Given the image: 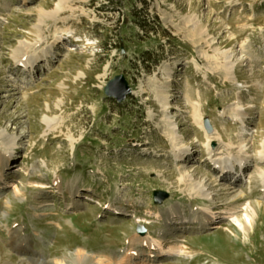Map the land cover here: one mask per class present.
<instances>
[{
    "label": "rangeland",
    "instance_id": "1",
    "mask_svg": "<svg viewBox=\"0 0 264 264\" xmlns=\"http://www.w3.org/2000/svg\"><path fill=\"white\" fill-rule=\"evenodd\" d=\"M58 1L0 0V157H11L0 165V259H22L10 242L21 229L31 240L24 264H74L79 248L126 264L132 246L133 264H264V0H63L53 15ZM243 45L247 59L227 79L219 52L236 59ZM21 47L26 62L15 55ZM120 74L132 91L121 102L105 93ZM156 87L167 95L178 145L159 121ZM207 134L218 139L210 149ZM213 151L229 157V177L214 169ZM184 168L215 193L212 211L232 204L233 216L216 212L223 217L205 229L191 222L207 205L179 183ZM73 199L81 205L72 208ZM249 201L258 210L253 225ZM170 206L185 227L166 222ZM162 232L163 246L176 247L166 256L133 245Z\"/></svg>",
    "mask_w": 264,
    "mask_h": 264
},
{
    "label": "bare ground",
    "instance_id": "2",
    "mask_svg": "<svg viewBox=\"0 0 264 264\" xmlns=\"http://www.w3.org/2000/svg\"><path fill=\"white\" fill-rule=\"evenodd\" d=\"M64 8H65V6H64L63 0L58 1L56 3L55 9L52 12L53 15L61 13ZM193 30L196 32L198 31V29H195V28ZM244 49L245 48L243 45L241 50H240L241 54H239V57L236 56V59L234 58L235 55H232L233 53L229 50H224V51L219 52V54L221 55V58L224 59L223 63H221L220 70L225 74L227 79L232 80L234 77L235 78L237 77L236 72H235V67H236V63L238 61V58L247 59V57L243 54ZM24 54H25V52H24V49L22 47L18 48L15 51V55L18 58L19 62H26V61H24V59H22L25 56ZM28 60H30V59H28ZM154 93L156 94V97L160 101H162V103H163L164 114H163V117L159 121L162 122V124H163L162 126H163L164 133L167 136H169V139L171 140L172 143H174L175 145H178L181 142V139L176 133V128L173 126L172 118L169 117L168 115H166V112H165V110L169 104V102L167 100V95H166L165 91L159 89V87L155 88ZM232 110H233L232 112H235L236 115L239 116L242 119V121H244L246 116L242 112H240L238 109H232ZM193 113H194L195 121L198 124H200L201 120H202V110H201L200 104L194 105ZM0 135H3V133L0 132ZM221 137H223L222 134H221ZM206 138L208 139L207 147L209 149H210V146H209L210 141L212 139L218 140L217 138H212L208 134L206 135ZM6 142H7L6 143L7 149L6 150H8L11 147V145H13V143H12V140H8ZM244 142L245 141H243L240 144V146H238L239 147V153H240L239 156L241 157V158L239 157L240 159L238 160V163L241 165V168L243 170H245L250 163L249 162L250 159H248L247 157H245L243 155V153H241V152H244L243 151V148L245 146ZM213 153L214 154L212 155V157H213L212 159L214 161V165H217V166H213L214 169H217L218 171H220L222 176L229 177L228 173L231 172V165L229 164V161H230L229 157L224 156V154L219 155L218 153H215V151H213ZM260 153H261V155H259V156L264 158V148L260 151ZM215 154H216V156H215ZM176 155H177L176 159L178 161H181V160L184 161V159L187 156V150H184V148H179V153L177 152ZM10 162H11V157H9L8 155L5 156V154L1 155V157H0L1 167L3 164H4V167H5V165H6V167L9 166ZM261 173H263V172H260V174ZM3 176H4V172H3V169H1L0 178H3ZM260 177L262 178L263 183H264V176L261 174ZM238 178L239 177H234V179H232L230 181L234 182V183H239L240 181L238 180ZM178 180H179L180 184H187L189 186L188 187L189 192H190L189 195H191L192 197H194L195 195L199 196L200 198L203 199L204 203L207 205V207L204 208L205 211H201L199 213L192 214V218L190 219L191 222L198 223V228H200V229L208 228L209 225L213 222V220H214L213 218L223 217V215L215 216V214H217L216 212L226 213V214L231 213V215L233 216L232 213L235 212V208L233 206L229 207L232 204H230L229 206L223 207V209H221L220 211H215V210L212 211L211 210L212 207L209 205L212 204L213 196H214L213 194H215V193L211 192L209 188H206L205 183L203 181H201V180L195 181L194 174H192L188 169L184 168V169L179 170ZM212 184H213V186L217 185L215 180H212ZM225 189L228 193H230V191H229L230 188H225ZM191 190H193V192H191ZM79 194H80L79 189L74 188V190H72L71 197H77ZM216 194H219V193H216ZM224 194H226V193L224 192ZM239 198H240V196H236V197H234L233 201L234 202L238 201V200H240ZM249 202H250L249 205L246 206L245 216L247 217L248 223L253 225V222L255 221L254 214L257 215L258 210H257V206L255 203H253L252 201H249ZM79 205H81V203L75 201V199H73V201L71 202L72 208H77V207H79ZM83 205H85V203H83ZM224 208H226V209H224ZM226 216L227 215L224 214L225 218H226ZM165 219H166V222L170 223V225L175 226L174 229L180 228L181 226L185 227L183 225L186 222H184L183 217L180 214H178V207L177 206H170L166 209ZM234 219L236 222H239L240 227L243 228V224H245V223H241V221L239 219H237V216ZM244 227H245V225H244ZM7 228H9V227H7ZM244 229H246V228H244ZM20 230L17 229V230H14V232H12V231L10 232V230H9V232H10V242H11L12 248H14L15 251H17L20 255L23 256L22 259L19 262H12L9 260L2 261V259H0V264H24L23 259L25 258L24 256H25L26 250H27L25 243L29 244V242L31 240L27 239L25 237V234L22 233L23 231L21 230L22 232H20ZM164 233H166V232H162V233H159L158 235L152 236L151 240H149L146 237H144L142 239H139V237H136L135 239H133V241H134L133 245L135 244V242L136 243L138 242V243H140L139 245H144V246L146 245L150 249H157L158 248V250H156L155 252L150 251L151 255H154L156 257L166 256V255H168V253H172V251L175 250L176 247L175 246H172V247L169 246L168 248H165V246H163V242L165 241L162 239L165 237ZM129 246H130V244H129ZM133 249H134V247L132 246V250H130L129 255H127V257H126L127 259H125L126 264H133L134 261L139 258V254L137 252L133 251ZM75 254H76V258L73 260L74 264H105L103 261H100V260L95 261L94 257H91V256L84 254L82 251V248L76 249ZM40 258H39V264H67L64 261L57 259V258H56V261L52 262V263L48 260L41 261V260H43V257L41 259Z\"/></svg>",
    "mask_w": 264,
    "mask_h": 264
},
{
    "label": "water",
    "instance_id": "3",
    "mask_svg": "<svg viewBox=\"0 0 264 264\" xmlns=\"http://www.w3.org/2000/svg\"><path fill=\"white\" fill-rule=\"evenodd\" d=\"M117 83H122L125 87V90H123L122 92H120V90H117L115 88V85H117ZM105 93L107 96L115 95L118 98V101L121 102L127 97V95L132 94V91L124 74H120L115 76L108 82L107 86L105 87ZM162 199L163 198L157 199L156 201L160 202Z\"/></svg>",
    "mask_w": 264,
    "mask_h": 264
},
{
    "label": "trees",
    "instance_id": "4",
    "mask_svg": "<svg viewBox=\"0 0 264 264\" xmlns=\"http://www.w3.org/2000/svg\"><path fill=\"white\" fill-rule=\"evenodd\" d=\"M144 23H146V21Z\"/></svg>",
    "mask_w": 264,
    "mask_h": 264
}]
</instances>
